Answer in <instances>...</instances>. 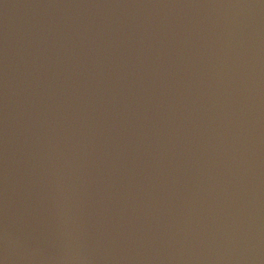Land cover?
Instances as JSON below:
<instances>
[{
    "label": "water",
    "instance_id": "95a60500",
    "mask_svg": "<svg viewBox=\"0 0 264 264\" xmlns=\"http://www.w3.org/2000/svg\"><path fill=\"white\" fill-rule=\"evenodd\" d=\"M0 264H264V0H0Z\"/></svg>",
    "mask_w": 264,
    "mask_h": 264
}]
</instances>
